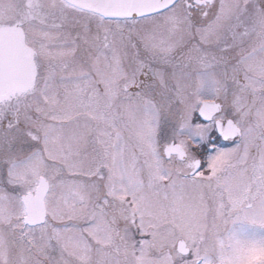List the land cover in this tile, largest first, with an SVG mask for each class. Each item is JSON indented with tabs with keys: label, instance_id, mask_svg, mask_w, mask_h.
Returning a JSON list of instances; mask_svg holds the SVG:
<instances>
[{
	"label": "rangeland",
	"instance_id": "obj_1",
	"mask_svg": "<svg viewBox=\"0 0 264 264\" xmlns=\"http://www.w3.org/2000/svg\"><path fill=\"white\" fill-rule=\"evenodd\" d=\"M7 1L0 0V24L11 22L7 15L11 11L4 10ZM244 1L215 0L205 16L200 11L189 14L182 0L162 12L137 19L104 21L85 15L79 24L88 25L77 31L83 40L87 36L85 32H91L93 53L87 65L91 76L83 78L86 83L91 78V84H76V88L66 91L58 86L63 83L61 81L79 80L77 68L70 72L72 78L57 81L58 73L50 70V65L59 63L56 56L71 53L72 44L53 41L41 46L32 44L43 58L55 57L43 61L44 75L38 73L36 86L39 87L42 75L43 82L35 94L11 98L4 107L10 111L4 130L0 131V262L7 261L9 233L6 230L15 228L12 238L15 235L21 243L22 236L44 235L43 242L45 236L53 240L61 236L56 231L57 225L62 230L63 264H89L91 237L95 244L105 240L103 231L104 225L108 226L105 218L108 207L119 208L110 205L111 198L125 201L130 210L134 209L135 221L138 218L142 230L150 235L147 242L156 235L154 240L160 243L170 239L169 229H159L155 234L152 228L158 223L164 226L169 220L171 224L175 221L184 226L186 234L195 239V230L204 224L199 213L205 209L201 177L212 178L207 183L215 186V178L226 162L228 171L232 172L223 179L227 197L222 198L220 194L213 215L208 218L207 224L217 227L218 233L213 235L209 229L207 240H221L230 245L222 255L225 264H240L253 254L264 252V227H256L264 222V197L231 216L247 198V175L237 167L242 165L254 175H261L264 166L263 136L249 124L257 122L259 129L264 131V96L259 98V90L264 88L261 80L264 78V17L253 38L255 41L225 53L204 51V47H210L217 37L221 16L228 15L232 6ZM32 26L31 33L38 37L51 38L58 33L50 28ZM109 37L113 45L108 52L102 45ZM99 45L100 48H96ZM180 48L183 53L178 60L160 62V65H171V69L159 65L149 70L154 78L146 83L145 89L136 92L137 96H134L135 90L122 89L123 85L128 87L137 82L144 60L148 65L156 62L159 56H168ZM225 60L232 68L223 70L221 77H234L236 87L233 89L226 84L220 96L221 70L216 66ZM205 62L215 65L212 72H199ZM243 69L244 72L240 71ZM159 89L161 94L166 93L169 103L145 101L154 91L158 95ZM121 94H133V97L131 101L116 103L117 95ZM58 96L61 99L57 101ZM205 98L220 101V115L231 116L245 140L229 148L220 149L215 145L213 150L202 152L205 164L200 173L181 176L192 167L191 149L200 152L212 145L206 140L212 122H200L196 113ZM220 115L216 113L214 117ZM253 133L260 134V144L256 152L253 149L248 152ZM170 140L185 150L187 159L176 162L164 157L162 147ZM39 177L48 182L44 198L47 220L40 228L21 229L24 213L20 196L33 193ZM91 199L95 200L94 204L99 201L92 210L95 214L92 221ZM116 214L123 215V211ZM228 223H231V231L222 238V228L225 230ZM187 228L190 229L187 231ZM127 246L126 264H169L163 252L154 249L151 253L146 244L135 245L129 239ZM98 251L96 248L94 264H104V253ZM18 253V264H21L26 260L25 255L22 251ZM112 264L119 263L112 259Z\"/></svg>",
	"mask_w": 264,
	"mask_h": 264
},
{
	"label": "flooded vegetation",
	"instance_id": "obj_2",
	"mask_svg": "<svg viewBox=\"0 0 264 264\" xmlns=\"http://www.w3.org/2000/svg\"><path fill=\"white\" fill-rule=\"evenodd\" d=\"M178 1L179 0H177L175 3H177ZM182 2L184 4V7L186 8V11L189 14H194V13L196 14L200 11L201 15L205 16L208 13V11L211 10L213 6V2H215V0L214 1L213 0H182ZM5 5L6 6H4L5 7L4 10L11 11V14H7L10 17L11 22L0 24V26L1 25H19L23 30L24 42H25V39L28 38L27 43L25 42V44L31 51L33 63L35 67L34 81L31 87L28 89V91L25 92L26 94L30 96L35 94L40 89L41 83L43 82V75H44L43 61L55 57L53 56L47 59L43 58L36 51V49L33 47L32 44H34V46H41L43 43L48 42V41H51V42L53 41V42H58V43H63V44H72L73 49L71 50V53H69L66 56H56L58 57V59H60L59 63L57 65H54V64L50 65L51 66L50 70L54 71V73L56 74L57 73L59 74V75L57 74L55 77L57 81L61 78L65 80H68L69 77L72 78L71 73L75 71L74 68H77L76 71L78 73L79 80L74 81V82L61 81L63 82L61 83V85H59L57 81L55 82L56 84L59 85L58 86L59 88L61 87L60 88L61 91H66L70 88L73 89V87H75L74 85L76 84H83V85L88 84V83L91 84V78H88L89 79L88 83H86V81L83 79L86 76H89V77L91 76V69L87 65L89 63V60H91V55L93 51L91 53V32L90 33L85 32V34L87 35L85 38L89 39L87 41L85 38L83 40L82 36H80V33L77 31V28H81L83 30L88 25V24H79L82 18L86 15L88 17L95 16L104 21H113V20H122V19H125V20L137 19V18H113V17L102 16V15L93 13L91 11L84 10L77 6H74L65 0H60L58 2L57 0L56 1L20 0V3H18L16 0H8ZM215 8H216V4H215ZM5 11H3L2 14ZM230 11L231 12L228 15L225 16L223 14L221 16L220 22H219L220 28H219V31L217 32V37L210 47L209 46L204 47L205 52H208V53H210V51L216 52V53L230 52L237 48L246 46L251 41H255L253 40V38L259 30L262 17H264V0H246L244 2H240L237 6H232V9H230ZM78 14L80 16H77ZM32 25L40 26L42 28H50V29L55 30L58 33L55 37H51V38H49L48 36L38 37L37 35H34L31 33L32 28H33ZM111 41L112 40L109 37L107 40L103 42V45H102V47H104L105 50L108 52L110 49H112L113 44ZM96 48H100V45L97 46ZM181 49L182 48L178 49L177 51ZM177 51H175V53L169 54L168 56H159L156 62L153 61L149 63L148 65L145 64L146 61L144 60V62H142V65H141V70L136 77L137 82L132 85H129L128 87L123 85L122 89L125 90V88H127L128 90H135L134 96H137L138 93L136 92L141 91V89H145L146 83L151 81L152 78H154V75L150 73L149 70L151 68L157 69L160 66L169 67V69H171L172 68L171 65H160V62L164 64L168 61L172 62V60H175L176 58ZM205 56L207 57V54H205ZM248 57L250 56H247L246 58ZM226 61L227 60L222 61L219 64L217 63V66H216V69L218 68L221 70L219 74V82H218V85H219L218 89H220L219 91L220 96L222 95L221 88H223V86H226V84L229 85V87H233V89L234 87H236L234 77H230V76L227 78L225 77L223 78V76L221 77L223 70L232 68L230 63L228 64V61L227 63ZM205 64H204L205 66L202 67L203 69L201 68L199 72L200 73L201 72H204V73L212 72L213 71L212 68H214L215 65L212 64L211 62L210 63L205 62ZM240 71L244 72L245 70L243 69ZM40 72H43V75L41 76L42 79L41 81H39L40 85L38 87L36 86V84L38 81L37 80L38 73ZM261 80H263V83H264V78H262ZM153 90H156V88H154ZM160 91L161 89L158 90L157 92L158 95H156V91L152 92V95H150L151 97H148V99L145 101H148L152 104L169 103L168 100H166L167 98L165 97L166 93L161 94ZM167 91H170V88H167ZM25 93H20V94L15 93L11 95L10 97L12 98L16 96L18 97L21 94H25ZM259 93H260L259 98L263 97L264 88H260ZM132 97H133V94H130V95L121 94L119 96L117 95L115 102L116 103L128 102V101H131L130 98ZM56 99L58 101L59 99H61V97L58 96ZM204 101L219 104L220 109L218 106L219 110L216 113L219 115L222 114V105L219 100L215 98H205L201 100L200 104ZM73 102H77V101H73ZM215 115H213L211 119L206 122L201 121L197 117L198 120L202 123L204 122L205 124H207L209 122H212V129L209 131V133L206 136L207 137L206 140H208V144L211 143L212 145H210V147H207V148L205 147L202 148L200 152H195L193 151V149H191L193 157L189 158V161L192 167L187 173H181V176H187V175L193 176L199 171H201L202 167L205 164L203 153L204 152L206 153L208 150H213L215 145L219 147L220 149L229 148V147L240 144L241 141L243 142V139L245 140V137L243 138L241 128H239L238 124L235 122V120L231 116L229 117L225 115L224 116L220 115L219 117L216 118L214 117ZM215 120L220 121L218 129L216 128L214 124ZM228 120L231 121L233 129L237 128V131L234 132V136L232 137H223L226 132V128L224 125H225V122ZM249 124L252 126L255 132L257 131L260 132V134L263 136L262 139L264 141V131L262 129L261 130L259 129V125H257V122H254V125L251 123ZM260 134L253 133L254 136L251 135L252 145H250L247 148L248 152L252 149H253V152H256L255 149H257V144L258 145L260 144V141H259ZM169 142H174V140H170ZM174 143H177V142H174ZM183 151L185 154L183 159H179L175 154L170 155L167 159L173 158L176 162H182L187 157L185 150ZM195 160L198 161L197 168L193 173H190L194 168L193 162ZM247 162L244 161L243 163H247ZM237 169L244 170L247 175V179H248V182H247L248 189L246 192L247 198L243 199V204L240 205L238 209L234 213L231 214V216L237 212L243 211L244 209L250 208L257 199L264 197V186H262L264 185V166L261 171V175L260 174L254 175L253 172L249 170L247 171L245 167L242 165L237 167ZM230 173L232 172L228 171L227 162H226L221 168V170L218 172V177L215 178L216 180L215 186H213L214 184L212 183H209L210 185L209 186L207 183L212 178L201 177V180H200V183L202 186V197L201 198L205 203V209L201 210L199 213L201 214L200 216L202 217L204 224L202 228H199V230H195V233H197L196 234L197 236L195 237V239H192L193 238L192 236L186 234V231L182 229L184 226L175 224V221L173 222V224H171L172 220H169V223L165 224L164 226L163 225L159 226V223H158L156 224V226H152V228L153 227L155 228L153 231L155 234L159 233V229L161 230L163 228L169 229L168 234H171L170 239L168 237L166 241H163L160 243L159 240H154L155 238H157V235H156L154 239L152 237V240H148L147 242L146 240L150 239V235H148L144 230H142V225L138 218H137V222L135 221L136 218L134 215L135 214L134 209L132 208L130 210V208L127 206L125 201H120V200H116L112 198L109 199L108 202H110V205L111 204L114 206L116 205L120 209L119 208L112 209L108 207V211L105 217L108 226H106V224L104 225L105 226V230L103 231L104 238H105L104 241L98 242L95 244L94 240L91 237V258H90L89 264H94L93 260H95L94 257L96 254V248L99 249L98 252L104 253V256H105L104 264L105 263L112 264V259H116L119 264H126L127 259H128V255H127L128 246L127 245H128L129 239L135 245L146 244L147 249L151 253H153L155 250H156L155 252L158 251V253L163 252V254L168 258L169 264H225L226 263L225 258L222 255H223V252L226 251V249L227 250L230 249V245L221 240H218V241L217 240H211V241L207 240V237L209 236L208 235L209 229L212 230L211 232L213 233V235L218 233L216 231L217 227L213 225H208L207 221L209 220L208 218L213 215L212 213L214 211L216 202H219L218 198L220 194H222V198L227 197L226 186L223 183V179L225 178V176H227ZM205 174L206 172H204L202 176H205ZM94 202L95 200L91 199V221L95 217V214L92 213V210L94 208V205L98 203L99 201H96L95 204ZM43 203H44V199H43ZM22 207H23V204H22ZM95 210L96 209H94V211ZM119 210L123 211V215L116 214L117 212H119ZM223 210L225 213H227L226 209H223ZM23 213H24V207H23ZM169 213H175V212H169ZM23 218H24V215L22 217L23 226L21 227V229L40 228L41 226L45 224L47 220L46 209H45V219H44V222L41 224H36V225L24 224ZM230 224L231 223H228L225 230H224V227L222 228V232H223L222 238H224V236H227V234L231 231ZM259 226L264 227V222L259 223V225H256V227H259ZM12 228L10 230H6L7 233H9V237L7 238L8 240L7 242L8 255L6 258L7 261L0 262V264H18V259H17L19 257L18 251H22L26 259L21 264H63V237L61 234L62 230H60L61 226L56 225V231H59L61 235L56 240H53L52 237L47 238L45 236L44 241L41 242L44 235L38 236V237L35 236L33 238H25L24 236H22L21 238H22V241L24 242L22 243L25 245L23 250L20 248V246L22 245L21 241L15 239V235L12 238L11 232L15 233V230H14L15 228L13 229ZM189 229L190 228H187V231ZM23 232L25 233V231ZM213 235H211L210 237H212ZM97 244H99V247H97ZM219 244H222V246H220ZM254 261L256 262V264H264V252L262 254L260 252L253 254V256L249 257L245 262L240 263V264H253Z\"/></svg>",
	"mask_w": 264,
	"mask_h": 264
},
{
	"label": "water",
	"instance_id": "obj_3",
	"mask_svg": "<svg viewBox=\"0 0 264 264\" xmlns=\"http://www.w3.org/2000/svg\"><path fill=\"white\" fill-rule=\"evenodd\" d=\"M81 9L113 18H139L162 12L177 0H65ZM35 78V67L31 51L24 42L23 30L19 25L0 26V101L17 93H25ZM218 111V104L202 102L196 113L201 121H209ZM216 128L220 121L215 120ZM226 132L223 137H232L237 128L233 129L231 121L225 122ZM166 158L175 154L183 159L185 154L179 144L169 142L163 147ZM193 173L198 165L195 160ZM48 190V182L39 177L33 191L24 193L20 200L24 207L23 223L36 225L44 222L45 207L43 199Z\"/></svg>",
	"mask_w": 264,
	"mask_h": 264
},
{
	"label": "trees",
	"instance_id": "obj_4",
	"mask_svg": "<svg viewBox=\"0 0 264 264\" xmlns=\"http://www.w3.org/2000/svg\"><path fill=\"white\" fill-rule=\"evenodd\" d=\"M183 50H179L177 51V55H176V58L175 60H178V57L180 56V54L182 55V52ZM17 97V96H16ZM12 97H9L8 99L6 100H3L0 102V131L2 132V130H4L3 128L5 127V122L7 120V117H8V109L6 108V110H4V107L6 106V104H8L9 100H11ZM15 97H13L14 99Z\"/></svg>",
	"mask_w": 264,
	"mask_h": 264
}]
</instances>
